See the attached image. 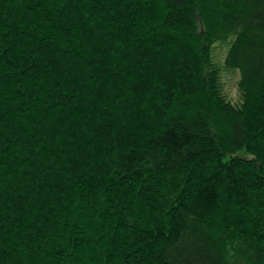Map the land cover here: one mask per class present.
I'll return each mask as SVG.
<instances>
[{
    "label": "trees",
    "instance_id": "1",
    "mask_svg": "<svg viewBox=\"0 0 264 264\" xmlns=\"http://www.w3.org/2000/svg\"><path fill=\"white\" fill-rule=\"evenodd\" d=\"M0 264H264V0H0Z\"/></svg>",
    "mask_w": 264,
    "mask_h": 264
},
{
    "label": "rangeland",
    "instance_id": "2",
    "mask_svg": "<svg viewBox=\"0 0 264 264\" xmlns=\"http://www.w3.org/2000/svg\"><path fill=\"white\" fill-rule=\"evenodd\" d=\"M216 61L222 62L226 56L227 52V45H222V43H216ZM224 75V85L226 86L227 93L232 98H236L238 96V89H237V82L239 80V73L238 71H226L223 72Z\"/></svg>",
    "mask_w": 264,
    "mask_h": 264
}]
</instances>
